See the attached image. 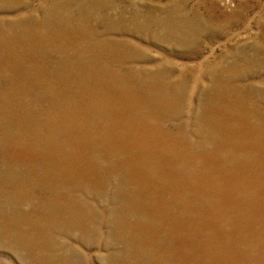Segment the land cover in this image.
Returning a JSON list of instances; mask_svg holds the SVG:
<instances>
[{"label": "rangeland", "instance_id": "rangeland-1", "mask_svg": "<svg viewBox=\"0 0 264 264\" xmlns=\"http://www.w3.org/2000/svg\"><path fill=\"white\" fill-rule=\"evenodd\" d=\"M0 264H264V0H0Z\"/></svg>", "mask_w": 264, "mask_h": 264}, {"label": "bare ground", "instance_id": "bare-ground-1", "mask_svg": "<svg viewBox=\"0 0 264 264\" xmlns=\"http://www.w3.org/2000/svg\"><path fill=\"white\" fill-rule=\"evenodd\" d=\"M91 68V67H90ZM62 112V111H61ZM67 126H68V124H67ZM126 157V156H125Z\"/></svg>", "mask_w": 264, "mask_h": 264}]
</instances>
